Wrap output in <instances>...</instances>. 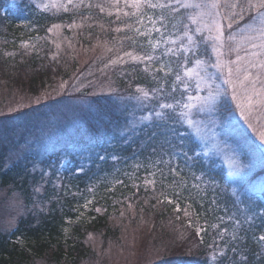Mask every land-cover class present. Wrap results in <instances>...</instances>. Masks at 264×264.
Returning a JSON list of instances; mask_svg holds the SVG:
<instances>
[{"label":"trees","instance_id":"16d2710c","mask_svg":"<svg viewBox=\"0 0 264 264\" xmlns=\"http://www.w3.org/2000/svg\"><path fill=\"white\" fill-rule=\"evenodd\" d=\"M132 11L123 0H63L47 7L30 0H0V105L9 104V99L19 105L11 111H0L3 198L20 189L15 178L27 173L23 177L25 196L21 198L19 226L0 228V264H79L93 255V236L118 241L123 227L137 221L148 224L157 237H168L173 246L179 243L176 255L167 253L159 264H206L205 258L217 245L223 249L231 241L238 220L242 222L238 235L246 236L242 246L251 253L258 251L260 245L255 238L264 234V222L248 219L251 193L245 190L253 181L259 184L264 180L257 145L233 114L229 116L225 111V97L217 104L213 118L218 123L216 130L237 153L241 166H248L242 168L237 179L228 178L219 157L203 152L193 126L186 122L175 125L184 133L183 151L179 138L159 134L151 138L153 132H160V123L155 116L150 120L141 118L158 109L160 103L179 98L180 90L172 92L174 76L158 71L159 60L148 64L125 55L151 54L149 40L162 36L155 31L139 35L135 30L139 27L147 33L151 27L148 15L155 18L161 10L145 6L143 23L137 16L124 15ZM184 11L181 9L175 21L167 17L164 36L175 37L183 23H190L183 17ZM58 24L61 36L54 40L65 38L74 47L87 48L90 41L104 35L111 41L108 52L116 54L117 65L105 74L112 90L108 94L95 92L96 85L89 87L88 83L78 87L76 95L88 105L73 117H67L53 104L63 103L58 100L64 95L53 99L56 101H33L54 87L56 80H74L80 76L76 72H83L76 55L64 49L66 45L58 51L51 41L49 29ZM165 47L162 44L155 55L160 56ZM166 59L175 57L169 55ZM138 87L150 93L156 88L158 92L148 100H138ZM15 95L24 97L14 100ZM166 112L170 120L176 118L173 110ZM204 118L212 119L200 114L196 121ZM54 126L62 130L50 141L28 144L33 132ZM184 151L193 156L192 161L185 159ZM65 154L70 158L61 165L59 160ZM101 156L105 158L101 160ZM78 166L84 171L76 172ZM45 171L47 176L43 175ZM245 173L248 184L240 180ZM13 181L14 187H10ZM30 183L41 187L32 199L27 198ZM164 196L173 203L169 204ZM251 198L257 204L264 203L258 188ZM185 210L188 217L184 216ZM197 225L204 229L200 236L195 232Z\"/></svg>","mask_w":264,"mask_h":264},{"label":"snow or ice","instance_id":"6c2138e0","mask_svg":"<svg viewBox=\"0 0 264 264\" xmlns=\"http://www.w3.org/2000/svg\"><path fill=\"white\" fill-rule=\"evenodd\" d=\"M70 2L71 0H69ZM123 3L133 10L131 13L124 12V15L139 17V23L144 21L143 9L145 6L161 10V14L155 18L148 15L147 19L151 27L147 33L141 32L139 27L135 29L139 35H150L152 31L162 33L161 39L149 40L151 54L133 55L132 52H128L125 55L134 61H146L148 64L159 60L158 71L163 72L165 76L170 74L174 76L172 92H177L178 88L180 90L179 98L173 97L170 103H160L158 109L141 118L143 121L150 120L155 116L159 121L160 132H153L152 139L158 134L164 138L168 135L179 138L180 150L183 151L184 133L179 132L175 125L186 122L195 126L197 116L205 109L216 110L221 99L230 95L240 117L259 140L264 142V0H123ZM181 9L185 10L183 17H186L190 23H183L182 30H177L178 35L175 37L164 36L163 31L166 29V24L169 23L167 17L171 16L175 21L180 18ZM101 11L104 9L101 8ZM158 22L160 26H157ZM53 27L57 26L53 25ZM172 27H176L175 23L172 24ZM51 30L49 29V31ZM116 31H120V29H116ZM162 44L166 46L164 52L160 56L155 55ZM177 44L178 47H176ZM167 45H172V47H167ZM232 54H235L234 59H225L226 55L230 57ZM169 55L175 59H166ZM116 62V60L110 61V63ZM209 69L215 71L211 72ZM218 81H222V83ZM63 86L62 83L60 87L63 88ZM163 88L164 84L161 83L160 89ZM137 91L140 93V96L137 97L138 100H148L152 94L158 92V89L153 88L150 93L148 90L138 87ZM223 106L231 116L232 109L228 107L227 101L223 102ZM169 109L173 110L176 118L170 120L166 112ZM196 131L199 132V128ZM257 147L261 153V163L264 164V147ZM183 155L187 161L193 160V156H189L187 151H184ZM193 155L198 156L199 153ZM69 158V154L63 155L59 164L63 165ZM99 158L103 160L105 157ZM112 159H116V157L113 156ZM230 163L237 175L241 173L242 168L248 167L247 165L241 166L236 161H230ZM48 167L51 168L52 165ZM33 171H35V165ZM75 171L82 172L84 168L78 166ZM26 174L23 173L15 178L21 186L20 189H15L12 193L13 202L17 208L23 207L21 198L25 196L23 177ZM43 175L47 176V171ZM57 175H59L58 169ZM246 176V173L240 176V180L242 183L248 184ZM145 183H152V181H145ZM9 186L14 187V181L10 182ZM257 188L264 196V180H261L259 184L253 181L245 189L251 193L247 215L250 221L264 222V203L257 204L251 198ZM40 192V186L30 183L27 198L32 199ZM163 199L167 200L169 204L173 203L168 196H164ZM175 210L180 211L179 204L176 205ZM20 214L18 212L17 216L12 217V222L17 228ZM184 216H189L187 210L184 211ZM176 218L179 219V216ZM188 223L191 226L192 222ZM241 223L239 220L236 222L237 232L233 233L231 241L226 242L223 249L217 245L216 250L205 258L206 264H221V262L223 264H264V234L255 238L260 247L258 251L251 253L250 249L242 246L246 236L238 235ZM203 230L197 225L195 227L196 235L200 236ZM249 256H251V260H249Z\"/></svg>","mask_w":264,"mask_h":264},{"label":"rangeland","instance_id":"374dc122","mask_svg":"<svg viewBox=\"0 0 264 264\" xmlns=\"http://www.w3.org/2000/svg\"><path fill=\"white\" fill-rule=\"evenodd\" d=\"M9 1L13 2L15 0ZM30 1H34L37 4L44 6L57 5L63 0ZM56 26L57 27L51 28V41H53L57 36H61V24ZM63 44L66 45L64 49L68 48L70 53H74L76 55L83 72H76V74H80V76L74 80H56L54 87H50L51 89L48 92H45L40 97L33 99V101L43 103V101L45 102L57 99L59 96L64 95L65 98H63V100H58L63 103L58 104L57 102H53V104L56 105L58 111L63 110L67 117H73L79 114L83 110L84 106L88 105L82 97L76 95L75 91L78 87H84V85H86L84 83H88L89 87L96 85V89L93 87V91L95 92L101 91L104 94H108L112 90L106 84L105 74L111 71L112 66L117 65L115 63H110V61L115 59L116 54L113 55L108 52L111 47V41L106 39V36L104 35L101 38L98 37L96 41H90L87 48H80L77 46L74 47L71 42L68 43L65 38L62 40H54L55 48L58 51H62ZM57 45H59V47H57ZM229 58L234 59L235 54H232L230 57L227 55L225 56V59ZM209 71L214 72L215 70L209 69ZM217 75H219V73H217ZM218 82L222 83V81ZM62 83L64 85L63 88L60 87ZM201 94L203 95V92ZM14 97V100H18L21 99V97L23 98L24 95H15ZM68 97L71 98L67 99ZM225 98L229 103V107L232 109L234 118L238 120L241 128L253 139L257 146L264 147V142L259 140L252 129L249 128L247 123H245V121L240 117L239 112L235 110V105L231 100V96H225ZM8 103L9 104L6 105H0V111L4 109H6V111H11L12 109L19 107V105H16L17 103L13 104V101H10V99ZM65 103H68V105ZM64 105L69 107L70 110L68 111ZM211 111V109H205L204 113L208 114L211 113ZM199 123L200 121H196L195 126H192L196 138L203 147V152L205 154H217L225 167L228 178L230 180L237 179L239 175L234 173L233 165L230 163V161H236L239 165H241L237 153L232 150L229 145L220 147L221 143L217 140V132L214 130L215 128L213 124L208 127L206 125L199 126ZM197 128H199V132L196 131ZM61 130V126H58V129L54 126L52 128L46 127L42 132L35 131L32 133L30 139H28V144L37 145V143H46L47 141H50L52 137L57 136ZM4 192V190L0 189V228H9L14 224L12 222V217L16 216L21 208H17L11 195H7L3 198ZM126 223L127 222L122 225H125ZM122 233L123 234L121 235L120 240L112 242L107 240L102 241L99 237L93 236L90 239L93 255L87 261H82L79 264H159L161 261L165 260L167 253H171V256H174L176 255V251L180 248L179 243L173 246V244H171L168 240V237H157L156 232L150 231L148 224L144 221H137L135 223L133 222L125 225L122 229ZM172 241L175 244L174 239ZM162 256H164V259L161 258Z\"/></svg>","mask_w":264,"mask_h":264}]
</instances>
